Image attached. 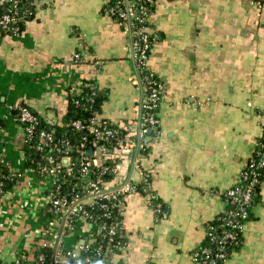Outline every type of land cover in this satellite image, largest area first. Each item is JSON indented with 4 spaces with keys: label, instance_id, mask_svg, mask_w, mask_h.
Instances as JSON below:
<instances>
[{
    "label": "crops",
    "instance_id": "1",
    "mask_svg": "<svg viewBox=\"0 0 264 264\" xmlns=\"http://www.w3.org/2000/svg\"><path fill=\"white\" fill-rule=\"evenodd\" d=\"M105 2L52 0L19 36H0V135L19 174L0 197V264H16L20 255L35 264L47 217L46 180L23 172L25 132L11 106L23 102L60 123L66 86L86 78L103 92L100 120L133 127L139 116L132 44ZM149 21L160 37L148 67L166 88L159 125L141 167L130 173L135 183L151 174L167 213L156 218L147 195L127 194L126 244L111 264H195L192 252L226 212L225 194L264 135V0H156ZM76 52L82 61H74ZM10 145L21 152L15 165ZM243 233L242 247L225 264H264V178Z\"/></svg>",
    "mask_w": 264,
    "mask_h": 264
},
{
    "label": "built area",
    "instance_id": "2",
    "mask_svg": "<svg viewBox=\"0 0 264 264\" xmlns=\"http://www.w3.org/2000/svg\"><path fill=\"white\" fill-rule=\"evenodd\" d=\"M105 1L106 13L124 26L132 44L135 79L141 89L139 116L133 127L128 123L107 124L100 120L99 114L89 121L75 120L73 126L76 129H86L91 135L89 141L93 147H89L87 140L73 144L66 138L56 139L53 130L39 128L43 119L29 105L18 102L11 106L16 111L17 122L24 128L25 136L37 140L35 152L39 163L36 173L46 180L47 185L43 192L47 217L41 246L49 247L51 254L49 257L44 253L39 254L38 264H110L116 254L114 247L123 249L125 246L120 237L124 233L126 196L137 191L130 168L141 167L150 134L159 125L158 109L166 85L144 73L145 70L152 72L148 67L149 36L156 31L147 23L150 22L156 0ZM49 2L0 0V36H19L37 9ZM78 57L79 54L75 53L74 58ZM71 83V87L68 84L65 88L68 96L69 93L79 94L83 87L80 79ZM85 87L91 86L85 84ZM2 128L0 124V134ZM2 146L1 140L0 149ZM89 149L93 150L92 154L88 153ZM6 158L10 175H17L18 172ZM66 158L69 159L68 163L65 162ZM263 173L264 135L240 173L239 182L225 194L226 212L218 225H211L208 229L211 244L192 253L195 264H223L227 244L236 240L238 231L244 229V220L248 217L256 188L262 183ZM105 174L111 177L105 178ZM149 174L144 171L141 182H148ZM151 186L152 183H149L148 187ZM7 190L0 179V196H4ZM158 197V192L148 196L156 218L162 212L161 204L154 202ZM70 236L75 238L71 245L68 244ZM92 244L96 246L91 247ZM23 260L24 255H20L16 264H21Z\"/></svg>",
    "mask_w": 264,
    "mask_h": 264
},
{
    "label": "trees",
    "instance_id": "3",
    "mask_svg": "<svg viewBox=\"0 0 264 264\" xmlns=\"http://www.w3.org/2000/svg\"><path fill=\"white\" fill-rule=\"evenodd\" d=\"M155 9V4L152 7V11H154ZM32 18V17H31ZM149 26H152L150 22L147 23ZM25 28V26H24ZM160 37V33L159 32H155L154 34L149 36L150 39V53L152 50V46L153 43L156 41L157 38ZM79 54L78 58H74V61L79 62L82 61V56L80 55L79 52H76ZM145 75H148L152 78L155 77L158 81L162 82L163 84H165L164 80L157 75L156 73L150 72L149 70H145L144 71ZM81 83H82V90L79 92V94H73V93H69V99H68V108H67V112L65 114V116L63 117L62 121L60 123H47L46 119L42 117V122L39 126V128H45L48 130H53L54 131V136L56 137V139L59 138H66L69 139L73 144H79L83 141H89L91 139V135L89 134V132L86 129H76L73 126V122L75 120H86L89 121L91 117H93L95 114H99L101 111V105H102V101L104 98L103 92L102 90L98 87V82L96 79H86V78H81L80 79ZM88 84L91 87H85L84 85ZM166 85V84H165ZM68 86H72V83H70ZM92 87H94L95 89V93L94 90L92 89ZM69 89V87L67 88ZM69 91V90H67ZM14 115L16 114V111H13ZM105 122V121H103ZM0 124L3 127V121L0 120ZM110 125H112L111 123H108ZM154 131V130H153ZM153 131L151 132L150 135L153 134ZM86 136V139H84V137ZM2 140V137L0 136V141ZM36 138L33 139H28L27 136L24 137V139L22 140V145H23V150L25 153V163L27 165V167H33V168H37L38 166V155L35 152V142H36ZM89 147H93L91 142H87ZM5 158L6 156L3 153V150L0 149V174H1V178L4 181V188L9 189L10 187H12L13 185L16 184V181L19 179V175L17 173V175L15 176H11L10 175V166L5 162ZM4 159V160H3ZM7 159V158H6ZM9 160L7 159V162ZM97 167V166H96ZM149 180L148 182H140V183H135L136 186V190L140 191L142 193H144L147 196H150L151 194H156V190L151 186H149V183H152V176L151 174H149ZM105 178H110L111 176L108 174L104 175ZM263 178H264V173L262 175V182H263ZM262 184V183H261ZM261 184L256 188V195L254 196L253 199V203L252 206L249 208V214L246 220H244V224L250 219L251 214H252V207L254 206V203L256 202L257 196H258V192L260 189ZM1 197V196H0ZM154 202H158L161 204L162 206V212L159 214V217H163L166 215L167 213V208L166 205L164 204V202L162 201L161 197L159 196L158 198L154 199ZM224 213L220 214L219 216H217L211 223L208 224L207 228H206V237L204 239V243L196 248L195 250L206 246V245H210L211 241L208 235V229L211 225H218L220 222V218L223 216ZM244 229H240L237 233V238L236 240L229 242L227 245V249H226V259L221 263L225 264L226 260L230 257V255L232 254L233 251H237L239 250L244 242V237H243V233ZM120 240L122 241V244H126V239L124 238V236L120 237ZM102 244H105L104 241H102ZM95 244H92L91 247H95ZM115 252L118 253L122 250V248L119 247H114ZM194 250V251H195ZM193 251V252H194ZM192 252V253H193ZM44 253L47 257L50 256L51 254V250L49 247L47 246H40L38 248L37 251V258H36V262L38 264V257L39 254ZM21 264H25V263H21ZM111 264V262H110ZM147 264H152L151 262L147 263Z\"/></svg>",
    "mask_w": 264,
    "mask_h": 264
},
{
    "label": "rangeland",
    "instance_id": "4",
    "mask_svg": "<svg viewBox=\"0 0 264 264\" xmlns=\"http://www.w3.org/2000/svg\"><path fill=\"white\" fill-rule=\"evenodd\" d=\"M12 148H13V146L10 145V146H9V155H10L9 158H10L12 161H14L13 164L15 165V164H16L15 161L19 160V161L21 162V157H20L21 152H20V151H15V150H13ZM22 165H23V167H24V170H23L24 173H26V168H28V169L31 170L34 174L37 175V173H36V169H35V168H33V167H27V165H26V163H25V158L23 159V157H22ZM32 172H31V173H32ZM33 173H32V174H33ZM34 174H33V175H34ZM35 264H37V262H35Z\"/></svg>",
    "mask_w": 264,
    "mask_h": 264
},
{
    "label": "water",
    "instance_id": "5",
    "mask_svg": "<svg viewBox=\"0 0 264 264\" xmlns=\"http://www.w3.org/2000/svg\"><path fill=\"white\" fill-rule=\"evenodd\" d=\"M47 1H52V0H47ZM88 153H89V154H92V153H93V150H92V149H89V150H88ZM68 161H69V159L66 158V159H65V162L68 163Z\"/></svg>",
    "mask_w": 264,
    "mask_h": 264
}]
</instances>
